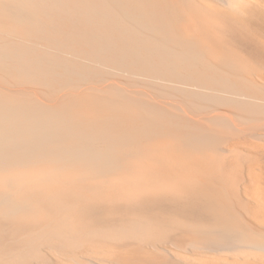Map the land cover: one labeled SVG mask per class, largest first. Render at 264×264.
Returning a JSON list of instances; mask_svg holds the SVG:
<instances>
[{
	"label": "bare ground",
	"instance_id": "bare-ground-1",
	"mask_svg": "<svg viewBox=\"0 0 264 264\" xmlns=\"http://www.w3.org/2000/svg\"><path fill=\"white\" fill-rule=\"evenodd\" d=\"M197 5L196 0H0L1 218L15 226L42 213L25 195L28 189L22 191L27 184L78 180L105 186L116 181L111 185L118 187L129 177L131 189L150 191L146 195L168 192V185L184 191L183 210L212 220L192 226L200 248L264 254V231L242 224V211L229 202L228 186L217 188L219 172H212L218 159H224L222 165L238 157L240 149L229 146L234 138L264 146V79L249 73L253 64L248 70L244 58L214 51L201 35L203 28L200 34L190 30L191 14L201 12ZM164 159L211 163L204 168L211 177L204 175V183L203 167L197 172L184 164L146 172L149 163L144 162L157 168ZM198 187L205 200L198 198ZM131 223L117 229L134 230L137 236L153 226L147 220Z\"/></svg>",
	"mask_w": 264,
	"mask_h": 264
},
{
	"label": "rangeland",
	"instance_id": "rangeland-1",
	"mask_svg": "<svg viewBox=\"0 0 264 264\" xmlns=\"http://www.w3.org/2000/svg\"><path fill=\"white\" fill-rule=\"evenodd\" d=\"M231 1H232L231 6L230 5L227 6L220 3L218 0H196L198 5L200 4L199 6L198 5L197 6L200 8V11L202 13L200 12L201 15L199 13L198 16L197 15L195 16L194 13L191 14L190 24H192L191 25L192 29L190 28V30L192 32L194 30V32L200 34V30H202L203 28V31H201V35L203 37H206V39L208 38L207 40L209 41V43L213 44L214 51L226 55L234 53L238 55L239 58H241V60L244 58L242 60L245 63V64L243 63L244 64L243 66H245L248 69V67L252 63L253 65L251 64L252 66H250L251 68L249 73L254 74L256 72L255 73L256 75H252V76L256 77V79L259 77L261 79L258 80L262 81V79H264V0H231ZM205 13H208L209 17L208 14L206 16ZM200 16L201 17L203 16L204 17L203 19L205 18L206 19L202 21ZM208 18L209 19L211 18L212 20V21L210 20L211 21L210 23ZM205 21L207 25L205 24ZM193 23L195 25H193ZM228 49L230 50L228 51ZM231 50L233 52H231ZM228 52L230 53L228 54ZM247 60L248 62H246ZM252 67L253 68L257 67L258 69L256 68L255 70ZM255 122L251 124L254 125ZM258 123L260 124V122H257L255 125H259ZM232 143L233 144H229V146L238 147V149H240V151L237 154L238 157L236 159H231V160L226 159L227 161L225 160L226 162H224L222 165L220 163H222L224 159H220V160L218 159L217 161L213 162V166L211 163H210L211 165L207 163V165L205 166L204 165L206 164L205 161L200 162L197 160L196 162L192 161V162L181 163L179 162V160L176 159H169V160L164 159L162 161L163 162L162 165L158 163V167L159 166L161 167L156 168L155 166H157V163L151 161L150 163L148 162L149 160H147V162L144 163H149L147 164L149 166L147 167L148 169L145 167V170L149 174L152 172V170L159 173L160 171L166 169L170 170L171 167H182L181 164H184L183 167L186 166L187 168H189L191 166L192 168L190 167L189 169L199 172L198 168L200 169L203 167V169H200V173H199L202 176V178L200 176V181H202L204 175L206 174L204 168H208L207 166L209 164V166H212L214 168L212 172L216 174L217 172H219V174L214 176V183L216 182L215 186H217V188L221 186L227 188L228 186L229 190L228 188L227 190L230 191L228 192V194L229 193L231 194L229 196V202L233 205L234 210L238 209L237 212L239 211L240 213L242 211V214H240L241 220L244 219L243 220L244 222L242 221V224L245 225L246 227L248 226V228L250 227V229H258L256 231L259 232L261 231L263 233L264 231V226H263L264 224V197H263L264 196V146L256 144L259 142H254L249 138L246 139L242 137L240 138L237 137L236 140L234 138ZM242 151H244L245 154H243ZM165 161L166 163L164 165ZM172 162L174 165L177 163L178 164L172 166L173 165ZM215 163L217 164V166H215ZM168 166H170V168ZM149 168L152 170H150ZM215 168L218 169L216 170ZM155 169H157V171ZM219 169L223 171H220ZM147 170H150V172ZM205 177L209 178L211 176L207 174L205 175ZM206 178H204L203 180L204 183ZM122 180L123 181H121L120 183L123 184V186L119 185L121 187L119 186L117 187L119 182L114 181L117 183V185L114 184L113 187L115 189L118 188L117 191H115V189L111 185L114 183L113 181L109 183L110 186L108 183H106L107 185L105 184L104 186V184L99 185L97 183H87V182L81 183L80 181L78 182V180L75 181L73 180V182H71L70 180H66L67 182L51 181V182H37L36 184L35 183L27 184L26 187L25 186L23 187L25 188V190L23 189L22 191L25 193V191L28 189L26 192L27 194L25 193V195L31 196L30 198L32 199V201L31 199L30 201L32 203H35L36 201V205L42 208V213L36 219L17 224L15 226L14 224L9 223L7 220H4L0 216V261H4L5 263H7V261L10 262L12 258L11 261L12 263L10 262L11 264H20L19 261L22 262L21 264H86V263L89 264L90 262L92 264H97V263L104 264L103 262H105V264L108 263L110 264H127V263L128 264H264V254H260L261 256L257 254L255 257L253 256L254 255L253 253L251 255H249L250 253L247 255L246 254L247 252H244L247 255V257H249V259L247 257H245L244 259V255H245L243 253L244 250L238 253L236 251L235 253V251L232 252L222 251V250L211 251V249L209 251V249L205 247L204 249L200 248V244L195 243L192 226H195L196 222L197 224H201V223L208 224L211 223L212 220L204 214L194 215L188 211H184L182 208V203H183V198L186 197L187 194L184 193L185 194L184 196L182 194L184 191H181V189L179 190L178 189L179 187L177 185L175 187L177 188L178 191L175 190L172 185L171 186L168 185L169 188L166 186L168 189H165L168 190V192L165 191V193H163L164 191L163 190L159 193L158 191L160 190V188H158L157 191L158 193L156 194V196L155 195L152 196L150 194L156 193L155 191L153 192V190H151V193H148L146 195V193L150 191L145 190V193H142L144 192V190H141L142 191L141 192L140 190L135 191L133 188L131 189V184L133 183L130 181L131 179L129 177L125 178V180L124 179ZM69 182L72 187L69 185ZM67 183L70 186V188L69 186H67ZM128 183H129V187L127 186ZM189 183L190 185L192 184V186L196 184L194 182L192 183L189 182ZM88 185L90 186L93 185V186L89 188ZM28 186L29 187L32 186V187L29 188ZM102 187L104 189H102ZM32 188L34 189L36 188V189L34 190ZM79 188L82 189L79 190ZM171 188L173 189L172 191ZM73 189H75L76 191ZM118 191H120V193ZM137 191H140L142 195H140L141 193ZM173 192L175 193L173 194ZM70 194L73 198L77 196L74 199L75 201L72 199ZM138 194L139 196H136ZM44 195L46 198L44 197ZM148 195H150L151 197H149ZM83 196L85 198H83ZM197 196L198 198L201 197L200 199L205 200V195L200 190L199 187L197 191ZM257 197L260 199L257 200L258 199ZM145 198L149 200H146ZM170 198L171 200L172 198L174 200L171 201ZM254 198L257 199L255 200ZM60 200L63 205L59 203ZM52 202L55 204H53ZM258 204L259 205L262 204V205L259 206ZM235 205H237L236 209H235ZM57 209L59 210V212L57 211ZM48 214L49 217L47 216ZM45 215L47 217H45ZM138 217H140V219ZM242 217L244 218L242 219ZM181 219L186 220L188 224L187 223L184 224L185 222L182 221ZM54 220L58 222L54 223L53 222ZM128 220L131 221L127 223L126 221ZM140 220L141 221L147 220L150 223H153V226L156 228H154L152 225H149L148 226L149 227L148 229H150L149 233H147L148 229H146V232L144 233H137L138 237L133 232L134 230L128 231V230L117 229L121 226L122 223H124L123 225H127V224H132L131 222L133 223H136V221L141 222ZM157 220L159 221L156 222ZM256 222H258L259 225ZM53 226L56 229H54ZM42 227L45 228L43 229ZM109 227L110 230H108ZM166 227H168V229ZM112 228L114 230H112ZM157 228L159 229L157 230ZM191 228L192 230H190ZM63 229H65L67 233L70 232L71 233L67 234ZM15 230L16 232H14ZM29 230L30 231L32 230L31 233ZM46 232L50 233V236ZM108 232H111L112 234L109 233L108 235ZM37 233H38V237H37ZM145 233L150 235L149 238H147L148 236H146L147 234ZM42 234H44V237L47 240L43 237ZM125 234H128V236H125ZM60 235L62 238L60 237ZM110 235L113 236L109 237ZM57 236H59L60 238H58ZM142 237L147 238L148 240L143 239ZM37 238L38 240H36ZM40 239L41 240L43 239L42 240L43 242ZM47 241L49 243H47ZM27 247L30 248L28 249ZM25 248H27L28 250ZM165 249H167L166 250L167 253ZM13 250L14 251L16 250L14 254H13L14 252ZM24 251L25 254H23ZM18 252L21 253L18 254ZM26 252H28L27 253L28 255L31 254L29 255L31 257L27 256ZM7 254L9 256V260L8 257L6 256ZM235 254L236 255L240 254L243 257L240 258V255L238 257ZM17 257L19 261L17 260ZM20 257H22V260L19 259ZM251 257L255 260H253ZM86 258L89 259L88 261L89 263L85 262L88 260ZM13 260L15 263H13Z\"/></svg>",
	"mask_w": 264,
	"mask_h": 264
}]
</instances>
